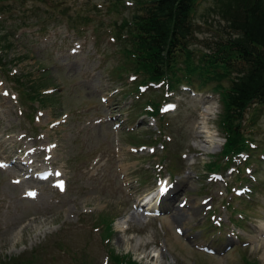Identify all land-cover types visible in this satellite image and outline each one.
<instances>
[{
    "label": "rangeland",
    "instance_id": "374dc122",
    "mask_svg": "<svg viewBox=\"0 0 264 264\" xmlns=\"http://www.w3.org/2000/svg\"><path fill=\"white\" fill-rule=\"evenodd\" d=\"M134 7L131 0H0V264H118L111 251L144 264H245L244 258L264 264V160H249L261 183L247 196L228 189L253 176L242 164L229 175L221 163L215 169L224 180L208 179L207 164L226 160L215 82L200 87L194 80L195 92L182 81L169 90L168 99L177 100L172 110L162 105L161 113H150L154 99H147L168 91L164 84L141 83L125 53L131 44L122 26ZM215 8L214 0H201L197 20ZM212 35V29L198 32L192 47ZM253 107L245 124L249 145L254 142L260 155L264 106ZM213 135L219 144L209 149ZM141 143H157L156 149L133 147ZM25 147L33 151L24 154ZM19 148V155L48 163L49 177L29 179L20 164L11 165L12 158L20 160ZM55 167L67 180L63 188ZM161 171L186 181L179 198L188 196L192 207L209 194L214 205L222 200L216 213L222 224H215L213 236L224 239L236 227L240 240L230 238L226 249L228 240L212 239L211 227L202 229L192 218L185 217L181 229L165 214L142 218L134 198L141 201ZM198 228L199 235L187 238ZM202 241L217 251L202 248Z\"/></svg>",
    "mask_w": 264,
    "mask_h": 264
},
{
    "label": "trees",
    "instance_id": "16d2710c",
    "mask_svg": "<svg viewBox=\"0 0 264 264\" xmlns=\"http://www.w3.org/2000/svg\"><path fill=\"white\" fill-rule=\"evenodd\" d=\"M131 1L132 17L122 26L128 27L131 46L124 50L140 82L164 84L165 91L182 81L192 85L197 80L200 87L215 82L211 87L220 95L219 124L226 136L221 155L251 149L246 114L252 105L254 110L264 106V0H214L215 13L203 21L196 18L201 0ZM205 29L214 30V35L203 40L202 48L192 47L197 33ZM160 97L167 99L165 94ZM161 98L147 99H154L150 113L160 112ZM221 163L213 160L207 165L216 170ZM110 253L118 264H144ZM9 262L5 264H20ZM245 262L255 263L249 258Z\"/></svg>",
    "mask_w": 264,
    "mask_h": 264
},
{
    "label": "bare ground",
    "instance_id": "6f19581e",
    "mask_svg": "<svg viewBox=\"0 0 264 264\" xmlns=\"http://www.w3.org/2000/svg\"><path fill=\"white\" fill-rule=\"evenodd\" d=\"M210 135V134H209ZM211 136V135H210ZM209 136V138L210 139H207L206 140V147H208L209 149H212L213 147H215V146H218L217 144H219V143H216V140H218V138L215 136V135H213V136H215V137H210ZM215 141V142H214ZM30 159V157L28 156V159H27V161ZM22 162L23 163H26V161H25V159H23L22 158ZM46 169V167H40V170H38V172L39 173H42L44 170ZM158 189V188H157ZM153 205H158V200H156V201H152L148 206H147V208L146 209H148L149 210V206H153ZM193 206H196V205H193ZM199 207V206H198ZM149 213L150 214H154V211H151V210H149ZM128 218V217H127ZM123 231V230H122Z\"/></svg>",
    "mask_w": 264,
    "mask_h": 264
},
{
    "label": "snow or ice",
    "instance_id": "6c2138e0",
    "mask_svg": "<svg viewBox=\"0 0 264 264\" xmlns=\"http://www.w3.org/2000/svg\"><path fill=\"white\" fill-rule=\"evenodd\" d=\"M163 190V189H162Z\"/></svg>",
    "mask_w": 264,
    "mask_h": 264
}]
</instances>
